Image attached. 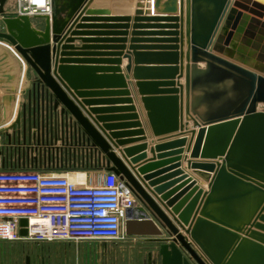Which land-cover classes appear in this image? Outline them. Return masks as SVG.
<instances>
[{"label":"water","instance_id":"water-1","mask_svg":"<svg viewBox=\"0 0 264 264\" xmlns=\"http://www.w3.org/2000/svg\"><path fill=\"white\" fill-rule=\"evenodd\" d=\"M9 1L0 0L5 25L0 40L37 75L33 93L42 96L46 110L68 118L82 154L76 160H101L98 170L117 175L137 200L142 218L151 221L133 223L128 214V226L169 237L161 240V264H264V0H148L155 17L138 21L166 24L148 29L168 30L153 34L162 39H155L160 46L152 49L170 62L156 70L157 82L144 99L151 127L166 138L153 148L151 160L145 146L120 151L121 157L116 153L115 148L144 141L142 130L129 131L138 128L132 115H108L132 107L87 109L118 103L89 97L128 95L89 91L122 79L121 70L112 67L108 74L113 75L102 77L92 74L87 59H66L87 57L68 39L77 26L87 29L84 16L109 11L90 10L95 0H52L50 15L29 16L7 11ZM4 59L0 68L7 65ZM179 74V80L185 74L184 86L175 81ZM185 122L192 123L189 133ZM188 144V168L207 183L206 190L179 165ZM146 162L155 164L142 167Z\"/></svg>","mask_w":264,"mask_h":264},{"label":"crops","instance_id":"crops-1","mask_svg":"<svg viewBox=\"0 0 264 264\" xmlns=\"http://www.w3.org/2000/svg\"><path fill=\"white\" fill-rule=\"evenodd\" d=\"M18 4V0H10L7 5V11L17 12ZM141 4L143 5V15L137 16V11H139ZM95 5H98V8H93ZM152 6L153 3L148 0L142 2L140 0H95L94 4L89 8L90 10H106L109 13L91 16L87 13L84 16L88 19L87 23H85L87 29L78 30L77 26L68 38L74 41L71 44L72 47L84 48L87 57L70 55L66 59H87V63H90L87 64V67L95 69L92 74L102 77L113 75L108 74L112 67L121 70L118 77H122L123 80L115 79L109 85L106 84L107 81H104L100 88L89 91L96 93L107 91L114 93L126 92L128 95L125 97L116 95L114 97L93 96L87 98L88 101L115 100L118 102L114 105L103 103L88 106V110L115 107L133 108L131 112L108 114L111 116L132 115L135 119H130L131 123H137L138 128L129 131L142 130L144 141L122 147L120 150L115 148L119 157H121L120 151L145 146L143 151L147 153L148 159L151 160L153 159V148L161 140L166 139L157 136L154 132L144 103L145 97L151 95V84L157 82L156 70L159 67H166L165 65L170 63L165 62L157 55L159 51L152 49L160 46L156 44L157 40L155 39H162L153 34L168 30L148 29V27H155V25L166 24L138 21V17H155L152 13ZM119 17H129V21L127 23L113 22L114 19ZM81 23L82 21H80ZM180 25L181 27L183 26L182 21ZM179 31L181 32V30ZM75 32L79 34L74 35ZM83 39H87V43L83 42ZM184 42V53L186 54V40ZM0 44L6 45L7 42L0 40ZM8 47L13 52V55H9L11 63L0 68V169L11 172H38L45 176H72L73 178L77 174L78 176L83 174L87 178V182H84V184L88 185L90 179L94 178L95 182L100 184L107 173L98 170L103 165L101 160L90 163L83 159L77 163L76 158L65 159L62 157L63 155H60L61 149L63 150L62 147L67 148L70 145L69 143H73L74 140L72 134L69 133V129H72L68 128V118L62 116L60 111L56 113L46 110L47 107L42 96L33 93L35 84L38 81L37 75L15 49H12L10 45ZM6 50L4 47H0V54H6ZM145 55L147 57H142ZM112 61H118L119 63ZM91 62L97 63L91 64ZM184 62H186L185 55ZM128 67H131L130 71L127 70ZM201 67L204 66L202 65ZM8 76L15 77V82L9 81ZM179 78L180 74L175 81L177 83L180 82L184 86L185 74L180 80ZM9 88H13L14 92L8 93ZM9 96L14 97L11 103L8 101ZM125 100L129 101V104H124L123 101ZM94 117L97 118L98 116ZM115 123L119 124L122 122ZM185 124V132L189 133L188 130L193 128L192 123L187 125V122H185ZM186 136L189 141L192 140L191 135L187 134ZM189 144L185 148V153L179 158V165L186 173L198 180V186L201 189L206 190L207 183L196 177L195 173L188 168L187 159L191 157V153L188 150ZM86 163L87 166H85ZM153 164L155 163L146 162L142 167ZM132 221L133 223L138 221L151 222L144 217H139L137 211ZM128 223L125 222L124 229L127 232L131 231L129 236H132L133 239L100 243L102 250L99 253L103 262L100 261L101 264H161L160 248L164 243L161 240H168L169 237L163 231L161 232L162 235H153L149 229L140 230L134 226L129 227ZM69 246L71 247L72 245ZM41 248L43 249V243L36 241H0V264H43V255H41L42 257L40 256ZM129 254L132 257L129 261H126L125 255ZM70 260L69 264H83L77 253ZM51 264H54V262Z\"/></svg>","mask_w":264,"mask_h":264},{"label":"built area","instance_id":"built-area-1","mask_svg":"<svg viewBox=\"0 0 264 264\" xmlns=\"http://www.w3.org/2000/svg\"><path fill=\"white\" fill-rule=\"evenodd\" d=\"M22 15H50L52 0H18ZM0 32L3 20L0 17ZM138 202L114 173L97 186L68 176L0 171V241L116 242ZM27 224L23 226L21 222ZM25 230L27 235L22 236Z\"/></svg>","mask_w":264,"mask_h":264},{"label":"rangeland","instance_id":"rangeland-1","mask_svg":"<svg viewBox=\"0 0 264 264\" xmlns=\"http://www.w3.org/2000/svg\"><path fill=\"white\" fill-rule=\"evenodd\" d=\"M19 10H20V8H19V4H18L17 12ZM3 31H5L4 23H3ZM7 44L9 45V43H7ZM6 45L0 44V47H2V48L4 47L5 49H7L6 54H0V60H3L5 58L4 63H6L8 65L11 63L9 60V55H13L12 54L13 52L10 50L8 45L7 46ZM12 49H14V48L12 47ZM12 82L14 83L15 81H12ZM69 144L70 145L67 148L62 147L63 150L61 149V151H60V155L61 156L63 155L62 156L63 158L75 159V158H77V156L78 157L82 156V154L79 155L81 153L79 150L80 145L77 144L76 141H73V143H69ZM76 162L78 163L79 160L77 159ZM0 171H3V170L0 169ZM79 176L81 177L80 182L79 181H76V182L81 183V184H84V182H87V178L85 175L80 174ZM97 185L98 184L95 182V178H94V179H90V182L87 186L93 187V186H97ZM138 207H139V204H138ZM124 234H125V239H128V240L133 239V237L129 236V233L125 229H124ZM100 243H102V242H95V243L94 242L93 243L92 242L75 243V242H64V241L46 242V243H43L44 254L47 258L45 261L47 264H51L53 262H54V264H69L71 262L70 259L73 257V255L75 253H77L79 259L81 260V262L83 264L84 263L85 264H87V263L101 264L102 261H101L99 251L102 250V246L100 245ZM68 245H72V246L68 247ZM131 257H132L131 254H129L127 256L125 255V259L127 258L126 261H129L131 259Z\"/></svg>","mask_w":264,"mask_h":264},{"label":"bare ground","instance_id":"bare-ground-1","mask_svg":"<svg viewBox=\"0 0 264 264\" xmlns=\"http://www.w3.org/2000/svg\"><path fill=\"white\" fill-rule=\"evenodd\" d=\"M20 57H21V56H20ZM21 58H22V57H21ZM22 59H23V58H22ZM23 60H24V59H23ZM70 178L72 179V181H75V182H76V181H79V182H80V179H81V177L78 176V175H77L76 177H74V178L71 176ZM137 212H138V216H139V217H142V216L145 217L144 214L142 215L140 209H138Z\"/></svg>","mask_w":264,"mask_h":264},{"label":"flooded vegetation","instance_id":"flooded-vegetation-1","mask_svg":"<svg viewBox=\"0 0 264 264\" xmlns=\"http://www.w3.org/2000/svg\"><path fill=\"white\" fill-rule=\"evenodd\" d=\"M85 166H87V163L85 164ZM122 241H128V239H124ZM41 255H43V257ZM40 256L42 257V263L45 264L46 263V261H45L46 260V258H45L46 256L44 254V249H42V248H41V251H40Z\"/></svg>","mask_w":264,"mask_h":264}]
</instances>
